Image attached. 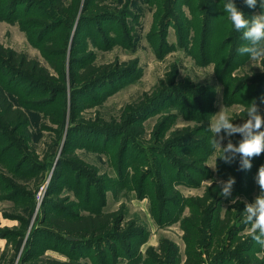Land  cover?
Masks as SVG:
<instances>
[{
  "label": "rangeland",
  "instance_id": "1",
  "mask_svg": "<svg viewBox=\"0 0 264 264\" xmlns=\"http://www.w3.org/2000/svg\"><path fill=\"white\" fill-rule=\"evenodd\" d=\"M52 2L0 0V43L52 77H26L0 61L7 95L25 112L12 132L0 127V264H170L169 251L158 249L163 240L174 243L176 264H208L216 254L221 264H264L244 222L245 205L260 194L264 153L242 170L239 154L225 163L212 143L219 111L239 125L240 111L255 102L264 116V63L238 52L248 42L226 0H211L207 33L198 0H80L72 21L59 11L71 0L57 10ZM259 2L234 0L248 19L264 11ZM87 65L109 67L83 74ZM218 136L221 147L242 139ZM229 177L231 196L220 194L213 213H229L227 230L212 243L199 225L184 237L189 199ZM96 212L115 213L106 235L78 241L54 226ZM138 229L142 235L126 238Z\"/></svg>",
  "mask_w": 264,
  "mask_h": 264
},
{
  "label": "trees",
  "instance_id": "2",
  "mask_svg": "<svg viewBox=\"0 0 264 264\" xmlns=\"http://www.w3.org/2000/svg\"><path fill=\"white\" fill-rule=\"evenodd\" d=\"M63 1L64 0H56V2L54 3L52 2L51 6L55 10H57L56 7L62 6ZM79 1L80 0H71L68 11L59 10L60 13L62 12L67 13L68 16L70 17V21H72L75 16L74 15L75 11L79 6L80 3ZM32 2H34V0H10L11 7H14L16 4H23V3L28 5ZM198 4L200 11L202 10V12H204L205 15L207 14V16L203 19V27H204L203 33H207L209 26H211L212 21L214 20L213 18L215 17L214 13L212 12L213 6L211 4V0H198ZM0 61L2 62V64L5 63L9 67H11L13 72L14 71L20 73L24 72V75L26 77H31L33 75H36L42 78L43 82H46V80L52 78L49 72L45 70V68L42 67L36 59H31L28 58L25 54L17 53L11 48L4 47L1 43H0ZM108 67H109L108 65H99V66L87 65L83 69L84 70L83 74L90 71H104ZM39 86L43 87V85H39ZM159 98L160 97L155 98L151 102L150 106H154L158 104ZM245 109L240 111L241 115H239L240 117L238 119L240 122L247 119V114ZM23 120H25V112L22 109L12 104L11 100L7 95L4 85L2 84V80L0 79V127L1 128L4 127L6 129L11 128V132H12L14 126L18 125L19 123L22 124ZM185 144L186 143H182L180 146H185ZM178 155L179 156L177 159L181 164H185V165L192 164L193 160H191V157H189L188 155L186 154H181V155L178 154ZM236 157H238V155ZM152 173L154 176V181H157V179L162 176L159 173L158 169H154ZM217 186H218L217 183H212L211 185H208L205 188L204 192L200 196L192 197L189 199L190 213L188 216L183 218V221L181 223L184 231V237L190 236L194 228H196V226L199 225L204 227V229L206 230L205 234L209 233L210 235L211 232L214 235V238L216 239H213L211 241L212 243L214 240H217L221 236V234H223L227 230V225H228L227 221L229 219V213L227 212L226 215L222 218L216 216V214L215 216L213 215V213L216 212L218 201H220L221 199L220 196L221 189H218ZM159 193L163 194L164 197H166L167 195L165 189L162 186L161 188H159ZM239 205L241 204L235 203L233 206H237L238 209L237 211L241 213L243 209H242V205L241 206ZM114 215L115 213L96 212L92 214L80 215L73 220H66V219L55 220L54 226L56 227L57 230L65 231L66 233L71 234L77 238L79 236H88V235H95L98 237V236L106 235V233H108ZM127 233L130 234L129 235L127 234L126 238H131V236L142 235L143 231L142 229H138L134 231H129ZM67 239L66 241L70 242L69 241L70 239L69 238ZM72 240L73 239H71V241ZM79 240L82 239L78 238V241ZM152 249L153 248L149 247L146 250L147 255H149L148 257H150L149 253L152 251ZM158 249L162 250L165 254H166L165 250L169 251L167 253V255L169 256L168 262L170 264H176L175 258H176L177 250L172 241L168 242L167 240H163L160 243ZM219 255L220 254L214 255L208 264H221L222 258H220ZM155 256H158V254H155ZM182 264H190L189 257H187Z\"/></svg>",
  "mask_w": 264,
  "mask_h": 264
},
{
  "label": "clouds",
  "instance_id": "3",
  "mask_svg": "<svg viewBox=\"0 0 264 264\" xmlns=\"http://www.w3.org/2000/svg\"><path fill=\"white\" fill-rule=\"evenodd\" d=\"M245 3L250 8L257 6V0H245ZM259 7L264 10V0H260ZM224 11L228 13L234 29L242 32L243 39L248 42L247 45L240 47L238 52L241 55L247 54L250 58L264 63V11L251 19L245 18L242 11L235 5L234 0H226ZM262 102H264V99H262ZM245 111L247 119L242 124H233L231 117L226 112L219 111L218 118L211 125V130L214 132L212 143L214 147L221 149V155L218 158L230 164L239 154L242 170L250 169L251 158L264 153V116L260 114L259 107L255 102ZM222 130L229 137L233 133H239L242 139L237 145L228 140L227 144L221 147V141L224 140V137L218 136V134ZM255 180L260 188V194L253 203L245 205L244 222L250 225L249 235L251 238L264 248V166L258 169ZM217 183L222 196L226 198L231 196L235 184L233 177ZM230 203H237V198H233Z\"/></svg>",
  "mask_w": 264,
  "mask_h": 264
}]
</instances>
